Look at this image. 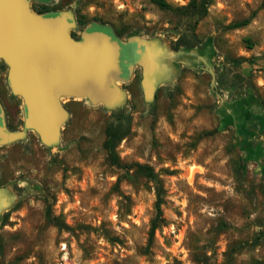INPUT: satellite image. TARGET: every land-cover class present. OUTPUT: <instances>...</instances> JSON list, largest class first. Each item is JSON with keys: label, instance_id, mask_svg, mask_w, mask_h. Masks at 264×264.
I'll return each instance as SVG.
<instances>
[{"label": "rangeland", "instance_id": "374dc122", "mask_svg": "<svg viewBox=\"0 0 264 264\" xmlns=\"http://www.w3.org/2000/svg\"><path fill=\"white\" fill-rule=\"evenodd\" d=\"M32 1L38 10L70 12L76 35L95 22L123 40L137 33L170 44L178 33L191 35L186 22L149 0ZM166 1L181 7L190 0ZM194 39L212 55L215 85L205 65L181 67L150 104L138 68L135 83L119 84L132 119L120 160L151 166L165 186L166 222L152 242L153 184L110 165L103 143L112 110L75 98L56 145L26 130L24 139L0 146V185L17 197L0 223V264H225L238 245L233 264L264 262V0H215ZM237 74L240 91L218 82L224 75L233 83ZM7 95V129L21 132L23 100L10 87ZM48 209L65 227L47 220Z\"/></svg>", "mask_w": 264, "mask_h": 264}, {"label": "water", "instance_id": "95a60500", "mask_svg": "<svg viewBox=\"0 0 264 264\" xmlns=\"http://www.w3.org/2000/svg\"><path fill=\"white\" fill-rule=\"evenodd\" d=\"M30 1L0 0V59L8 66L9 87L23 100L25 112L24 130L12 132L0 107V146L24 139L26 130L36 132L46 147L56 145L68 118L61 104L65 97L84 98L112 111L124 108L128 97L119 84L127 83L136 68L141 69L148 104L161 82L171 84L167 80L174 65L179 70L182 64L190 68L205 65L215 85L209 49L175 52L160 38L133 36L123 40L96 22L76 40L71 34L76 22L70 12L39 14L32 10ZM6 189L4 200L0 190V223L4 211L17 200L13 190Z\"/></svg>", "mask_w": 264, "mask_h": 264}, {"label": "trees", "instance_id": "16d2710c", "mask_svg": "<svg viewBox=\"0 0 264 264\" xmlns=\"http://www.w3.org/2000/svg\"><path fill=\"white\" fill-rule=\"evenodd\" d=\"M149 1L162 10L173 12L176 16L186 22L185 25L190 26L189 30L187 31L191 33L190 36L185 33L186 31H184L183 33H178V37L173 39L170 44L168 43L171 50L177 52L183 48L191 49L203 47L204 44H202L199 40L194 39L195 30L198 23L208 15L209 8L213 5L215 0H190L188 4L181 7H175L168 3L166 0ZM38 13L43 14L46 12ZM248 23L249 21L245 20L242 22L234 23L230 25L229 28L237 29L246 26ZM133 36H138V34H129V37ZM243 60L244 59H234L233 62L239 64ZM241 80V75L237 74L234 77L233 83H225L224 75H222L218 82H220L219 84L226 85L227 87L233 89L232 92H236L240 91ZM131 121V116L125 114L124 108L112 111V115L105 126V140L103 143V147L107 153L110 165L119 169H133L137 177L145 178L147 181L153 184L156 193V214L151 221L149 230V241L151 243L154 239L156 230L166 222L162 210V205L164 204L165 186L160 174L157 173L151 166L138 163L126 166L121 162L117 149L121 142L130 135L132 127ZM233 172L238 180H241L245 176L243 172L242 160H237L233 163ZM5 218H7V216ZM47 220L50 223L55 224V226L65 227V225L61 223L57 217L51 216V211L49 209L47 210ZM242 248V245L233 247L225 264H233L234 254L241 251ZM255 264H264V262L256 261Z\"/></svg>", "mask_w": 264, "mask_h": 264}, {"label": "flooded vegetation", "instance_id": "af4514ba", "mask_svg": "<svg viewBox=\"0 0 264 264\" xmlns=\"http://www.w3.org/2000/svg\"><path fill=\"white\" fill-rule=\"evenodd\" d=\"M40 2H41V4H45V2L44 1H41L40 0ZM30 4H31V8H32V10L34 11V12H36V13H38V12H45V11H43V9H41V10H38V9H36V8H34V6H33V1L31 0L30 1ZM42 6V5H41ZM42 8V7H41ZM50 12H46V13H43V14H49ZM52 13V12H51ZM53 13H55V12H53ZM58 13V12H57ZM80 28V27H79ZM86 30H87V26H85V27H82L81 28V31H80V33H79V35H76L74 32H73V29L71 30V34H72V36H73V38H75L76 40H80L81 39V37H82V35L86 32ZM134 55H135V52H134V50L132 51V54H131V57L132 58H134ZM7 70L8 69V66L6 65V63L4 62V60L3 59H0V107L3 109V111H4V116H5V122H6V127L8 126V122H7V119H6V112H7V106H6V101H7V99H8V89H9V84H8V80H7V83H5L4 81H2V79H1V74L3 73V70ZM140 71H141V69L140 68H138ZM135 77V76H134ZM129 83H135V79L133 78V79H131L130 78V80H129ZM75 100V98H69V97H65V98H62L61 99V104L64 106V108H65V110L67 111V113H68V107H69V105H67V103L68 102H72V101H74ZM61 131H62V128H61Z\"/></svg>", "mask_w": 264, "mask_h": 264}, {"label": "crops", "instance_id": "0c3cea01", "mask_svg": "<svg viewBox=\"0 0 264 264\" xmlns=\"http://www.w3.org/2000/svg\"><path fill=\"white\" fill-rule=\"evenodd\" d=\"M208 57L211 59V58H212V55L208 54ZM174 66H175V68L172 69V71H171V72H172L171 77H170V79L167 80V81H168L167 83H174V81L176 80L177 75H178V73H179V71H180V70L176 67V65H174ZM174 66H173V67H174ZM180 66H181V67H186L185 64H184V65L182 64V65H180ZM181 67H180V68H181ZM161 83L164 84V82H161ZM162 84H161V85H162ZM161 85H160V86H161ZM0 190H3V191H4L3 199H2V200H4L5 197L7 196V195L5 196V194H6V192H7L6 186H1V185H0ZM0 200H1V199H0ZM0 202H1V201H0ZM4 212H6V211H4ZM4 212H3V213H4Z\"/></svg>", "mask_w": 264, "mask_h": 264}]
</instances>
